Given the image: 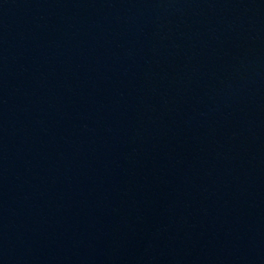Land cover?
I'll return each mask as SVG.
<instances>
[{
    "label": "water",
    "instance_id": "water-1",
    "mask_svg": "<svg viewBox=\"0 0 264 264\" xmlns=\"http://www.w3.org/2000/svg\"><path fill=\"white\" fill-rule=\"evenodd\" d=\"M0 264H264V0H0Z\"/></svg>",
    "mask_w": 264,
    "mask_h": 264
}]
</instances>
